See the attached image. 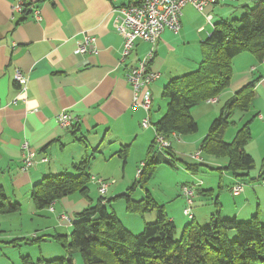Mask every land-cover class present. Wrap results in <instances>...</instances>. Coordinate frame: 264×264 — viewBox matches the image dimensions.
<instances>
[{
	"label": "crops",
	"instance_id": "1",
	"mask_svg": "<svg viewBox=\"0 0 264 264\" xmlns=\"http://www.w3.org/2000/svg\"><path fill=\"white\" fill-rule=\"evenodd\" d=\"M27 1L32 6L23 10V0H0V194L5 202L19 204L17 213L23 204L37 211L45 209L36 208L31 199V191L35 182L49 174H77V166H81L79 164L85 160V171L89 176L99 163L112 164L117 169L119 160L125 164L133 146L137 154L136 161L147 159L154 135L148 127L141 126L144 110L131 107L132 90L124 76V64L144 58L152 51L148 68L158 73V78L149 85L152 94L150 121L153 123L166 110L167 98L163 96V89L172 78L198 67L203 42L211 34L214 25L221 20L239 18L247 7L253 6L258 0L219 3L205 9V12L187 4L182 9L178 33L165 29L154 44L137 41L134 52L124 63L120 60L122 39L114 25L118 9L129 4L130 0ZM19 2L22 3L20 9L16 8ZM35 12L39 14V19L34 17ZM206 12L212 15L210 20L206 18ZM85 34L95 37V52L81 54L77 51ZM17 68L26 78V89L21 93L20 83L14 80ZM250 82H254L251 87L252 100L246 109H235L230 113L222 138L231 141L236 131L247 123L250 138L245 144V150L253 159V168L238 171L235 175L225 168L226 155L200 151L202 161L189 156L197 163L193 168L185 165L191 177L179 187V197L184 199L183 208L186 200L181 187L191 185L195 195L193 217L186 216L182 208V215L186 216L184 225L189 223L188 219L198 224V221L208 224L217 209L221 217L240 221L258 215L264 225V195L261 190L263 188L264 192V184L261 182L264 179V57L248 51L233 56L228 85L213 98L193 106L190 113L196 123L202 121L207 124L206 133L195 142V145L198 144L196 151H199L211 122L220 115L221 110L227 108L237 91ZM158 95L161 99L157 98ZM64 110L76 119L62 128L56 116ZM171 136L179 141L178 133ZM185 137L191 139V136ZM23 142L35 152L34 162L26 170L21 168ZM175 151L171 141V161L160 162L175 166L178 160L182 161L177 156L181 154ZM117 157L119 160L115 161ZM44 158L46 161L41 160ZM198 163L216 167L220 173L222 168L226 172L224 174L228 175L229 191L235 181L244 182L241 193L233 195L230 191L232 196L240 197L239 201L234 202L231 212L224 211L221 208L223 205L216 201V210L210 207L208 213L197 214L199 219L196 220L193 211L195 200L208 198L212 193V188L197 176ZM124 168L121 167L122 175ZM119 186L117 182L110 183L105 193L102 196L99 194V198L106 200H101L104 205L113 204L116 199H120L117 196L127 192L130 187L123 190L118 189ZM133 191L130 192L132 199L143 198L141 193L133 198ZM88 192L86 196L68 195L61 199L64 210L58 214H55L54 208L52 211L48 208V212L55 214L57 220L53 226L54 232L59 231L56 229L59 227L70 233L76 213L94 204ZM123 201L125 206V199ZM111 210L114 211L113 208ZM16 212L0 214V219L16 215ZM63 213L70 219L62 218ZM168 218L174 222V218ZM19 238L0 240V249H10L5 250L6 254L16 251L20 258L18 264H22L25 256L33 260L30 250L34 243L27 240L38 237L32 234L25 239ZM17 257L12 256L11 264L16 263ZM4 263L6 261L0 260V264ZM75 263L78 264L77 261Z\"/></svg>",
	"mask_w": 264,
	"mask_h": 264
},
{
	"label": "trees",
	"instance_id": "2",
	"mask_svg": "<svg viewBox=\"0 0 264 264\" xmlns=\"http://www.w3.org/2000/svg\"><path fill=\"white\" fill-rule=\"evenodd\" d=\"M23 6L26 10L32 3L23 0ZM244 51L264 57V0L247 7L240 18L217 22L203 42L198 67L168 82L163 89V96L167 98L166 110L153 121L157 134L169 137L173 133L195 132L197 123L190 109L213 98L228 85L231 60ZM253 83L239 89L227 108L211 122L199 148L206 154L226 155L225 168L235 175L238 171L253 168V159L245 150L250 138L249 127L247 123L242 125L229 142L222 138V133L229 123L230 113L249 106ZM153 140L139 177L127 193L117 197L125 199V209L129 213L155 211L154 221L144 222L142 231L134 234L99 198L93 205L76 213L69 235L64 236L66 240L68 238V243L62 244L68 252L65 256L36 261L25 256L21 263L74 264L71 253L77 250L83 264H264V225L258 215L240 221L221 217L217 209L208 224L200 225L191 219L177 236L174 222L147 190L144 198L135 200L130 197L136 184L144 187L158 162L171 161L170 146L163 152L155 151ZM86 162L77 166V174H49L35 182L31 199L36 208H46L74 191L86 196L90 177L85 171ZM185 165L188 168L194 166ZM19 208L17 203L5 202L0 194V214L16 212ZM56 238L61 240L62 236L56 235ZM37 241L30 240L31 243Z\"/></svg>",
	"mask_w": 264,
	"mask_h": 264
},
{
	"label": "rangeland",
	"instance_id": "3",
	"mask_svg": "<svg viewBox=\"0 0 264 264\" xmlns=\"http://www.w3.org/2000/svg\"><path fill=\"white\" fill-rule=\"evenodd\" d=\"M242 16V15H241ZM238 18V17H237ZM240 18V16H239ZM158 99H161L159 95L157 96ZM223 103V102H222ZM221 103V104H222ZM198 122V121H197ZM198 130L196 132L187 133V134H179V141L177 138H174L170 135L169 141L171 146V141L175 146V152L177 154H181L178 157H181L182 161L195 164L191 160L189 156H192L195 152H197L198 144L195 145L196 140L206 133V126L207 124L202 121L198 123ZM149 131L154 135V127L150 125ZM185 136H191V139L186 138ZM135 146L131 148L129 155L127 156L126 162L123 165L122 160H119V157L115 159V161L119 160V168L115 169L112 164L104 165L103 163H99L96 166V170H93L91 175L97 179L105 180L107 182H117L120 184L118 189H125L131 186L134 180L138 176V170H142L144 168V162L146 161H136L137 154L134 150ZM192 154V155H191ZM204 156V155H203ZM182 161H177L175 166H171V164H166L164 162H159L156 164V168L154 172L148 176L145 180L144 187L141 185L136 184V188L133 191L135 197L139 196L138 194L141 193L140 196H145V190L151 194L154 201L157 204L162 205L164 207L167 216L174 218V223L177 231V236L180 234L182 227L184 226V221L186 220V216L182 215V208L184 206V199H180L179 197V187L181 183H184L190 180V173L186 171L185 164ZM142 164V166H141ZM199 164V163H198ZM208 164V163H207ZM227 164V163H226ZM124 166V171L122 175L121 167ZM199 171L197 172V176L204 180L206 186H210L212 188L211 196L208 198H200L196 199L193 205V211L196 215L199 213H205L210 211V207L216 210L215 202L217 201L219 204L221 203V207L224 211L231 212L232 208L234 207V202L239 201L240 197L232 196L228 187H229V179L228 175H225L224 170L221 168L222 173L219 172L218 168L211 167L210 165L199 164ZM201 166V167H200ZM102 167V168H101ZM102 170H101V169ZM90 175V176H91ZM139 177V176H138ZM204 187V186H202ZM182 188V187H181ZM88 195L92 199L94 203L97 202L99 198V192L96 184L89 179L88 182ZM262 194L264 195L263 188H261ZM127 193V192H126ZM182 193V190H181ZM70 195L73 196H80L78 191L72 192ZM195 195V193H194ZM64 198V197H63ZM61 198V199H63ZM101 198V197H100ZM59 200V202H54L53 208L55 209V214L64 210L63 209V200ZM103 202H105V198H101ZM109 209H114V213L116 214L117 218L121 221V223L132 233L137 234L143 229L144 222H152L155 220V211L150 212H142L141 214L136 213H129L125 210L124 201L122 198L116 199L113 204L106 205ZM238 206V205H236ZM264 206V200L262 203ZM34 207V206H33ZM34 209V210H33ZM29 208L26 205H22L20 211L16 215L12 216H3L0 219V240L2 241H10L12 239H25L28 235L32 236V234L37 235L38 239L37 242H34L33 246L31 247V255L33 256V261L40 259H53L61 256L66 255V248L62 245L68 241V238L64 237L65 235H69L65 229L56 227L59 231L54 232L53 226L56 224V218L53 214L48 212V207L44 210H35V208ZM192 210V208H191ZM249 220V219H248ZM190 222V219H188ZM200 225L203 222L198 221ZM61 235L62 239L59 240L56 238V234ZM66 236V237H67ZM19 238V239H20ZM30 240H27V242ZM68 243V242H67ZM66 243V244H67ZM10 250V249H5ZM5 250L0 249V260L6 261L4 264H11L12 256L17 257L16 263H19V255L16 251H11V253L6 254L4 253ZM74 253H71V257L73 259L74 264L77 261L78 264L82 263V258L80 253L77 250H74ZM17 254V255H16ZM16 259V258H15Z\"/></svg>",
	"mask_w": 264,
	"mask_h": 264
},
{
	"label": "built area",
	"instance_id": "4",
	"mask_svg": "<svg viewBox=\"0 0 264 264\" xmlns=\"http://www.w3.org/2000/svg\"><path fill=\"white\" fill-rule=\"evenodd\" d=\"M238 0H130V3L118 9V16L114 25L115 31L122 39V47L120 50V60L125 62L134 52L137 41H145L154 44L162 35L165 29L171 30L173 33H178L181 23L180 17L182 9L185 5L190 4L201 12L214 6L215 4L224 2H236ZM22 3H18L16 8L20 9ZM208 20L212 15L205 13ZM34 17L39 19V14L34 13ZM91 45V48H88ZM77 51L81 54L86 52H95V37L85 34L82 36ZM152 56L150 50L148 54L141 59L130 61L124 64V76L132 90L131 107L141 108L145 112V116L141 120V126L147 128L153 123L150 121V110L152 105V94L149 90V85L158 78V73L148 68L149 59ZM14 80L20 83V93L26 89V78L23 76L20 69H15ZM212 101V100H211ZM76 119L68 111H61L56 116V121L60 127L69 126ZM154 127V126H153ZM174 134V133H173ZM153 146L155 151L163 152L170 146L169 137L157 134L154 129ZM22 150V170L28 169L34 162L35 152L29 147L26 142L21 144ZM169 157V156H167ZM197 161H202L200 150L192 155ZM46 161V159H41ZM142 166V164H141ZM142 170H138V176ZM137 176V177H138ZM98 188L99 194L102 196L111 182L90 177ZM264 184V179H262ZM244 189V182L241 180L235 181L231 186V193L237 195ZM182 194L185 197L186 205L183 208V213L189 218L193 217L192 204L194 197V188L191 185H183ZM49 210H53V204L48 206ZM62 218L69 220L70 218L64 213Z\"/></svg>",
	"mask_w": 264,
	"mask_h": 264
}]
</instances>
